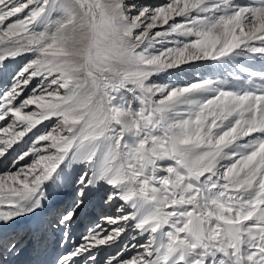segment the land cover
<instances>
[{"label":"snow or ice","instance_id":"snow-or-ice-1","mask_svg":"<svg viewBox=\"0 0 264 264\" xmlns=\"http://www.w3.org/2000/svg\"><path fill=\"white\" fill-rule=\"evenodd\" d=\"M0 264H264V0H0Z\"/></svg>","mask_w":264,"mask_h":264},{"label":"rangeland","instance_id":"rangeland-1","mask_svg":"<svg viewBox=\"0 0 264 264\" xmlns=\"http://www.w3.org/2000/svg\"><path fill=\"white\" fill-rule=\"evenodd\" d=\"M193 74H189L187 78H192ZM184 77H182L183 79ZM101 213V208H92L90 209L89 213L86 215V218H87V223L84 224L83 227L79 228V231H82L84 227L87 226L88 223L91 222L92 219H94L96 216L100 215Z\"/></svg>","mask_w":264,"mask_h":264},{"label":"bare ground","instance_id":"bare-ground-1","mask_svg":"<svg viewBox=\"0 0 264 264\" xmlns=\"http://www.w3.org/2000/svg\"><path fill=\"white\" fill-rule=\"evenodd\" d=\"M256 66L259 67V63H257ZM96 208H98V207H96ZM94 209H95V208H94ZM29 223H32V222H29ZM85 223H87V218H86V216H84V217L82 218V220H81V224H80V228L83 227Z\"/></svg>","mask_w":264,"mask_h":264}]
</instances>
